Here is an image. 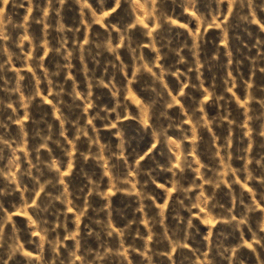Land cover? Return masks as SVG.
I'll use <instances>...</instances> for the list:
<instances>
[{
	"label": "rangeland",
	"instance_id": "rangeland-1",
	"mask_svg": "<svg viewBox=\"0 0 264 264\" xmlns=\"http://www.w3.org/2000/svg\"><path fill=\"white\" fill-rule=\"evenodd\" d=\"M0 264H264V0H0Z\"/></svg>",
	"mask_w": 264,
	"mask_h": 264
}]
</instances>
